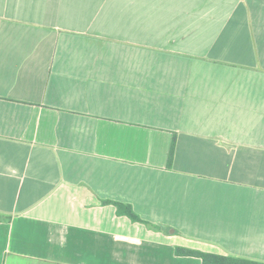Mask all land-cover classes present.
I'll use <instances>...</instances> for the list:
<instances>
[{
    "label": "crops",
    "instance_id": "1",
    "mask_svg": "<svg viewBox=\"0 0 264 264\" xmlns=\"http://www.w3.org/2000/svg\"><path fill=\"white\" fill-rule=\"evenodd\" d=\"M177 248L264 263V0H0V264Z\"/></svg>",
    "mask_w": 264,
    "mask_h": 264
},
{
    "label": "trees",
    "instance_id": "2",
    "mask_svg": "<svg viewBox=\"0 0 264 264\" xmlns=\"http://www.w3.org/2000/svg\"><path fill=\"white\" fill-rule=\"evenodd\" d=\"M173 148L174 145L172 144L169 155H168V163L171 162L172 156H173ZM103 205H113L116 208L117 214L128 217L132 222H137L145 225L150 230L153 231H160L161 228L158 226H155L148 221L142 220L139 218L138 215L135 214V212L132 210V208L129 205L118 203V202H112V201H102ZM170 229H166L164 232L166 234L169 233ZM175 233V231H173ZM175 253L177 256L181 257H195L200 259L203 264H264L257 261L242 259V258H235V257H228V256H219V255H213L208 253H202L199 251L194 250H188V249H182L177 248L175 250Z\"/></svg>",
    "mask_w": 264,
    "mask_h": 264
}]
</instances>
